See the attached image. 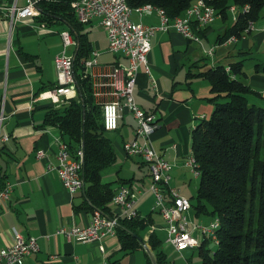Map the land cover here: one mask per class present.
Here are the masks:
<instances>
[{"label":"crops","instance_id":"obj_1","mask_svg":"<svg viewBox=\"0 0 264 264\" xmlns=\"http://www.w3.org/2000/svg\"><path fill=\"white\" fill-rule=\"evenodd\" d=\"M28 2L0 0V113L5 116L1 135H9L8 141L0 138V190L9 182L13 184L10 199L0 205V248L11 246L18 232L36 236L41 247L23 264H154L149 252L156 261L158 253H162V264H203L198 249L178 250L167 241V225L151 189L149 164L142 156L129 155L124 150V143L136 137L137 119L128 108L122 110L119 128L106 133L117 156L101 174L102 182L110 184L114 191L128 185L136 193L139 218L131 232H125L140 237L143 243L137 238L139 246L125 250L121 240L124 232L90 242L69 240L56 233L64 226L89 225L95 211L100 210L88 198L87 189L72 194L58 172L47 169L48 163L58 162L59 141L66 142L60 127L48 122L47 112L52 106L67 105L70 99L61 97L54 103L41 96L58 85L55 57L63 49L61 33H73L75 44L68 53L79 60L75 73L90 80L91 91L95 72L127 65L128 59L109 50L107 32L98 20L81 23L75 10L73 23L60 16L41 14L12 23L8 8ZM221 13L213 23L199 29L201 42L188 39L173 27L157 31L148 54L152 76L142 66L135 87L137 103L158 116L159 125L150 139L173 165L170 185L191 200L201 180V175L196 176L186 164L193 155V130L215 108L213 86L203 72L218 65L242 63L244 72L237 76L251 87L250 102L264 106V16L256 21L254 29L242 32L236 42L225 43L223 38L237 23L239 10L230 7ZM132 19L153 25L162 23L157 11L142 15L134 11ZM213 47L214 53L208 55ZM96 59L95 65H87V61ZM94 102L99 105L95 98ZM39 151H44L43 158H38ZM166 197L170 198L169 193ZM110 205L114 213L118 208L113 202ZM187 217L191 228L194 224L208 225L216 218L211 212L198 213L194 201ZM193 234L201 242L206 239L198 230ZM54 254L59 258L52 261Z\"/></svg>","mask_w":264,"mask_h":264},{"label":"trees","instance_id":"obj_2","mask_svg":"<svg viewBox=\"0 0 264 264\" xmlns=\"http://www.w3.org/2000/svg\"><path fill=\"white\" fill-rule=\"evenodd\" d=\"M74 0H39L41 15L60 16L73 23ZM132 9L145 4L164 9L173 19L187 13L196 0H127ZM219 13L236 5L237 23L227 37L241 35L249 20H258L264 10V0H212ZM249 5V10L243 8ZM221 13V14H222ZM86 45L85 41H82ZM84 50L87 48L84 47ZM79 60L75 59L74 69ZM242 63H233L231 71L225 65L211 67L203 75L213 86L215 108L193 130V156L201 170L198 192L191 200L198 213L211 212L220 219L217 247L206 238L199 248L203 264H264V106L250 102L251 87L237 75L243 73ZM78 96L67 105L52 106L48 122L58 125L75 157L84 151L83 178L87 196L104 214H113L114 191L102 182V169L116 160V152L103 122V113L95 104L91 83L76 72ZM257 135V136H256ZM250 211V214H249ZM139 218V217H138ZM123 219L117 233L125 250L139 246V238L131 232L137 221ZM158 253L157 264H162Z\"/></svg>","mask_w":264,"mask_h":264},{"label":"built area","instance_id":"obj_3","mask_svg":"<svg viewBox=\"0 0 264 264\" xmlns=\"http://www.w3.org/2000/svg\"><path fill=\"white\" fill-rule=\"evenodd\" d=\"M212 3V0H204ZM72 6L81 23L87 24L98 20L108 36L109 50L121 53L128 59L127 65H114L107 70L95 72L96 80L93 82L92 93L96 102L101 105L103 122L106 130H117L122 110L128 108L136 119V137L124 143V150L129 155H140L149 164L153 177L151 189L156 194L157 208L160 210L167 225V241L178 250L195 249V241L198 238L193 230H198L206 238H210V228L215 219L208 225L194 224L190 227L187 217L188 210L192 207L191 199L181 195L179 190L170 185L172 163L159 153L150 139L151 134L158 127V116L156 113L143 109L136 101L135 87L137 75L142 66L152 76V67L148 60V54L152 49V38L159 30L167 31L176 28L185 37L201 42L199 29L213 23L220 13L212 4L211 11H197L196 6H190V14H184L171 19L169 16L160 14L162 23L160 25L147 24L142 21L136 22L132 19V13H127V7H123L120 0H74ZM238 8L232 5L234 11ZM250 8H243L247 11ZM137 11V8H135ZM153 11H146L151 13ZM159 13V11H157ZM38 0H29L25 6L13 5L8 8L7 15L12 23L29 15H40ZM144 14V13H139ZM256 27V20H249L245 31ZM63 38V49L55 57L58 69V85L54 89L43 93L41 96L50 98L58 103L61 97L68 100L78 94V82L74 69L75 58L68 53V48L75 44V38L70 30L61 33ZM239 35L233 34L225 39V43L236 42ZM215 47L207 51L208 55L214 53ZM96 60L87 61L89 67L95 65ZM227 68V67H226ZM231 71V68H227ZM5 116L0 113V138L8 141L9 135H1V128ZM144 140V141H142ZM58 162H50L48 171H57L64 186L73 194L83 188V162L84 151L79 149L75 157L69 145L60 140ZM38 158L45 156L44 151L37 153ZM194 174L198 167L193 166L191 158L186 161ZM13 192V184L7 183L0 190V205L4 206ZM170 198L167 199L166 194ZM112 202L117 210L109 216L102 211H95L91 223L86 226L73 225L61 227L56 233L64 235L69 240L79 242H90L116 235L121 220H134L138 218L139 212L136 207L137 195L128 185H121L115 192ZM41 250L36 236H24L16 233L14 243L9 247L0 248V264H23L25 259ZM58 255H51V259L57 260Z\"/></svg>","mask_w":264,"mask_h":264},{"label":"bare ground","instance_id":"obj_4","mask_svg":"<svg viewBox=\"0 0 264 264\" xmlns=\"http://www.w3.org/2000/svg\"><path fill=\"white\" fill-rule=\"evenodd\" d=\"M121 4L123 7H127V13H133L135 11V9H132L127 0H120ZM192 6H196V10L197 11H211L212 10V4L209 2H204V0H196V2H194V4ZM245 8H250L249 5H246ZM159 11V14H163L165 16H167V13L164 9L158 8L153 6L152 4H145L144 6H140L139 8H137V13H146V11ZM239 9V8H236ZM186 14H190V8L188 9ZM227 68H231V67H227ZM191 161L193 166H197L196 164V160L194 158V156H190ZM200 168V167H199ZM201 175V170H196V176ZM220 227V219L219 218H215V223L214 225L210 228V238L212 241L216 242L218 241V229ZM206 238V237H205ZM202 240L198 237L195 241V248H199L202 244L201 242Z\"/></svg>","mask_w":264,"mask_h":264},{"label":"rangeland","instance_id":"obj_5","mask_svg":"<svg viewBox=\"0 0 264 264\" xmlns=\"http://www.w3.org/2000/svg\"><path fill=\"white\" fill-rule=\"evenodd\" d=\"M262 14H263V16H264V10H263V12H262ZM168 16V15H167ZM245 66H247V65H245ZM244 67V66H243ZM245 71H247L246 70V68H245ZM257 136V135H256ZM191 156V155H190ZM262 156H264V144H263V149H262ZM196 195V194H195ZM249 214H250V211H249ZM217 245L218 244H216V242H214V241H211L210 242V246H211V248L214 250L216 247H217Z\"/></svg>","mask_w":264,"mask_h":264},{"label":"water","instance_id":"obj_6","mask_svg":"<svg viewBox=\"0 0 264 264\" xmlns=\"http://www.w3.org/2000/svg\"><path fill=\"white\" fill-rule=\"evenodd\" d=\"M79 91H80V89H79ZM83 189H84V191L86 190V183H85V181H84V185H83ZM139 239L142 241V243H143V240L139 237ZM150 253V255L152 256V259H153V262H154V264H157V262H156V259H155V257L153 256V254L151 253V252H149Z\"/></svg>","mask_w":264,"mask_h":264}]
</instances>
